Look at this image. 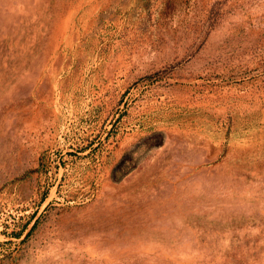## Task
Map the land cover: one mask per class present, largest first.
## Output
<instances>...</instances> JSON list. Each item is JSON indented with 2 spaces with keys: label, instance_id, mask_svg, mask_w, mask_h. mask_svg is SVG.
Wrapping results in <instances>:
<instances>
[{
  "label": "rangeland",
  "instance_id": "374dc122",
  "mask_svg": "<svg viewBox=\"0 0 264 264\" xmlns=\"http://www.w3.org/2000/svg\"><path fill=\"white\" fill-rule=\"evenodd\" d=\"M0 264H264V0H0Z\"/></svg>",
  "mask_w": 264,
  "mask_h": 264
}]
</instances>
